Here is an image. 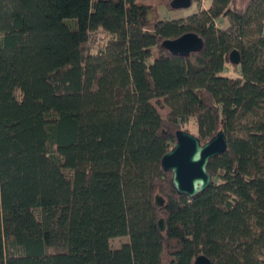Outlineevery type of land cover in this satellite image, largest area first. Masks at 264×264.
Masks as SVG:
<instances>
[{
  "label": "trees",
  "instance_id": "trees-1",
  "mask_svg": "<svg viewBox=\"0 0 264 264\" xmlns=\"http://www.w3.org/2000/svg\"><path fill=\"white\" fill-rule=\"evenodd\" d=\"M193 1L0 0V264H264V0ZM178 130L227 140L194 197L161 166Z\"/></svg>",
  "mask_w": 264,
  "mask_h": 264
},
{
  "label": "water",
  "instance_id": "water-1",
  "mask_svg": "<svg viewBox=\"0 0 264 264\" xmlns=\"http://www.w3.org/2000/svg\"><path fill=\"white\" fill-rule=\"evenodd\" d=\"M191 3L192 0H171L170 6L175 10L186 9ZM161 47L173 55L188 57L191 53H198L203 49L204 40L195 33H186L175 39L163 40ZM229 60L232 65H239V52L233 50ZM226 148L227 140L222 130L204 144L194 134L178 130L176 142L162 157L161 166L165 172H171V184L178 194L194 197L210 184L211 176L206 169L209 159L222 154ZM158 228L164 231L163 218L158 220ZM194 264H210V260L204 255H199Z\"/></svg>",
  "mask_w": 264,
  "mask_h": 264
},
{
  "label": "rangeland",
  "instance_id": "rangeland-1",
  "mask_svg": "<svg viewBox=\"0 0 264 264\" xmlns=\"http://www.w3.org/2000/svg\"><path fill=\"white\" fill-rule=\"evenodd\" d=\"M152 0H136V2L138 3H144V4H149L151 3ZM244 3L243 0H240V5H242ZM203 5H206V2H203ZM197 10V3L193 1V3L191 4V6L189 8L186 9H172L170 7V5H168L165 2H161L156 8L155 10L150 14V18L152 20H164V19H176L178 17H185L187 15H190L192 13H194ZM239 72V70H234L232 68H228L227 71H224L223 74L227 75V76H236L235 74H237ZM188 127L190 128L191 132H193L195 130V126L193 125V123L188 124ZM128 242V237L124 236V237H118V238H113L110 240V246L113 249H118L121 247V245L123 243Z\"/></svg>",
  "mask_w": 264,
  "mask_h": 264
},
{
  "label": "crops",
  "instance_id": "crops-1",
  "mask_svg": "<svg viewBox=\"0 0 264 264\" xmlns=\"http://www.w3.org/2000/svg\"><path fill=\"white\" fill-rule=\"evenodd\" d=\"M178 18H181V17H178ZM178 18H176V19H178Z\"/></svg>",
  "mask_w": 264,
  "mask_h": 264
}]
</instances>
